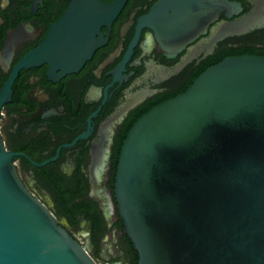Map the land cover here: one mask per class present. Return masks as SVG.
I'll return each instance as SVG.
<instances>
[{"label": "water", "instance_id": "water-1", "mask_svg": "<svg viewBox=\"0 0 264 264\" xmlns=\"http://www.w3.org/2000/svg\"><path fill=\"white\" fill-rule=\"evenodd\" d=\"M126 1L72 0L0 89V121L21 70L48 64L77 72ZM203 4L162 0L141 22L174 36L203 20ZM211 10L212 21L213 0ZM262 24L255 10L214 40ZM18 155L0 132V264H99L26 187ZM115 188L138 264H264V55L226 57L139 118L122 146Z\"/></svg>", "mask_w": 264, "mask_h": 264}, {"label": "flooded vegetation", "instance_id": "flooded-vegetation-1", "mask_svg": "<svg viewBox=\"0 0 264 264\" xmlns=\"http://www.w3.org/2000/svg\"><path fill=\"white\" fill-rule=\"evenodd\" d=\"M71 1L0 0V89ZM160 1L127 0L111 27L102 28L106 42L77 72L62 75L48 64L21 70L3 107L0 132L8 150L19 154L14 162L24 184L99 264L139 258L115 188L132 124L185 92L213 60L227 53L264 55V24L214 40L225 24L255 10L264 15V0H225L231 7L213 0L212 21V0H203V20L177 28L174 36L142 25ZM166 21L161 16L158 23Z\"/></svg>", "mask_w": 264, "mask_h": 264}, {"label": "trees", "instance_id": "trees-1", "mask_svg": "<svg viewBox=\"0 0 264 264\" xmlns=\"http://www.w3.org/2000/svg\"><path fill=\"white\" fill-rule=\"evenodd\" d=\"M246 53H254L255 55H262V53H258V52H240V53H235V54H236V55H244V54H246ZM232 54H234V53H227V54H225V56H222L221 58H218V59H216V60H213V61L211 62V64H210V66L215 65V64L221 62L223 59H225L226 57H228L229 55H232ZM210 66H207L206 68H204V69H203L202 71H200L199 74H197V75L199 76L202 72H204V71H205L208 67H210ZM198 76H197V77H198ZM134 124H135V123H134ZM134 124H132L131 128L134 126ZM131 128H130V129H131ZM130 246H131L132 250L135 252V254H136V256H137V251L135 250L132 241H130ZM138 262H139V258L136 257V260L134 261L133 264H138Z\"/></svg>", "mask_w": 264, "mask_h": 264}]
</instances>
